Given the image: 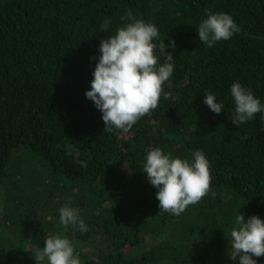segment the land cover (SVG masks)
I'll list each match as a JSON object with an SVG mask.
<instances>
[{
    "label": "trees",
    "instance_id": "obj_1",
    "mask_svg": "<svg viewBox=\"0 0 264 264\" xmlns=\"http://www.w3.org/2000/svg\"><path fill=\"white\" fill-rule=\"evenodd\" d=\"M129 10L158 28L174 72L156 109L109 133L85 93ZM208 12L241 31L207 47L197 29ZM235 82L264 105V0H0V264H36L49 234L67 236L81 264H239L226 238L235 217L264 221V112L232 124ZM155 148L209 161L208 193L179 216L160 212L143 173ZM69 201L88 232L59 224Z\"/></svg>",
    "mask_w": 264,
    "mask_h": 264
},
{
    "label": "clouds",
    "instance_id": "obj_2",
    "mask_svg": "<svg viewBox=\"0 0 264 264\" xmlns=\"http://www.w3.org/2000/svg\"><path fill=\"white\" fill-rule=\"evenodd\" d=\"M126 19L132 21L116 29V34L100 43L98 63L93 72L91 90L85 93L101 111L105 124L104 132L118 130L127 134L137 121L156 109L163 91V84L174 72L173 55L166 51L164 39L159 38L158 28L153 23L136 19L129 10ZM111 21L105 20L102 32H107ZM241 29L227 13H207L197 29L200 41L211 48L218 41H227ZM158 41V43H154ZM175 48V41L171 45ZM165 57L157 66L154 51ZM164 99L170 93H163ZM235 111L231 117L233 125L239 126L264 112V105L255 98L252 90L239 82L231 86ZM204 104L215 114L222 113L223 104L216 102L211 93L204 95ZM264 119V117H262ZM143 173L149 183L158 189L156 199L160 212L179 216L191 204L198 203L210 188V164L205 154L197 150L192 154V162L173 158L160 148L149 151L145 157ZM151 219V218H149ZM59 224L67 229L69 225L80 232L89 231L80 217V210L71 202L59 209ZM230 243L228 256L239 264H257L253 257L264 256V221L252 215L247 220L243 214L237 215L227 237ZM74 245L67 236L60 234L46 236L44 246L33 251L36 264H81L74 255Z\"/></svg>",
    "mask_w": 264,
    "mask_h": 264
},
{
    "label": "rangeland",
    "instance_id": "obj_3",
    "mask_svg": "<svg viewBox=\"0 0 264 264\" xmlns=\"http://www.w3.org/2000/svg\"><path fill=\"white\" fill-rule=\"evenodd\" d=\"M45 262H47V261H45Z\"/></svg>",
    "mask_w": 264,
    "mask_h": 264
}]
</instances>
